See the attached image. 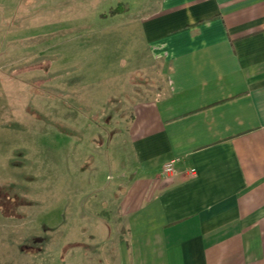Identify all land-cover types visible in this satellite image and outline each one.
<instances>
[{
  "label": "crops",
  "instance_id": "0c3cea01",
  "mask_svg": "<svg viewBox=\"0 0 264 264\" xmlns=\"http://www.w3.org/2000/svg\"><path fill=\"white\" fill-rule=\"evenodd\" d=\"M138 18L158 82L132 106L117 236L93 264H264V0Z\"/></svg>",
  "mask_w": 264,
  "mask_h": 264
},
{
  "label": "rangeland",
  "instance_id": "374dc122",
  "mask_svg": "<svg viewBox=\"0 0 264 264\" xmlns=\"http://www.w3.org/2000/svg\"><path fill=\"white\" fill-rule=\"evenodd\" d=\"M157 3L0 0V264H93L117 236Z\"/></svg>",
  "mask_w": 264,
  "mask_h": 264
},
{
  "label": "built area",
  "instance_id": "2783aa9c",
  "mask_svg": "<svg viewBox=\"0 0 264 264\" xmlns=\"http://www.w3.org/2000/svg\"><path fill=\"white\" fill-rule=\"evenodd\" d=\"M173 165H174V162H170V163H167L163 166L162 168V175L164 177H168V176H171L172 173L174 172V168H173ZM196 173L194 170L191 171V175L194 176Z\"/></svg>",
  "mask_w": 264,
  "mask_h": 264
}]
</instances>
